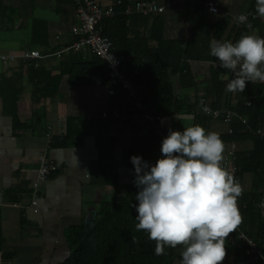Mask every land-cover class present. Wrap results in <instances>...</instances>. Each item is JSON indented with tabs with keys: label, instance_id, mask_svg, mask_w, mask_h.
I'll list each match as a JSON object with an SVG mask.
<instances>
[{
	"label": "crops",
	"instance_id": "obj_1",
	"mask_svg": "<svg viewBox=\"0 0 264 264\" xmlns=\"http://www.w3.org/2000/svg\"><path fill=\"white\" fill-rule=\"evenodd\" d=\"M97 1L103 8L114 3ZM135 1L127 0L126 7L133 9ZM151 1L164 7L161 15L149 16L163 21L165 40L188 45V64L196 81L207 80L212 69L220 70L225 79L229 70L210 54L209 26L229 18L222 36L226 39L242 25L237 21L240 14L255 13L249 8L256 0H211L219 11L210 13L203 5L202 20L193 16L194 7L209 0ZM153 23L145 18L121 25V50H131L136 57L148 42L156 47L150 37L156 35ZM246 23L252 26L249 34L264 38V22L248 19ZM77 24L70 0H0V264H62L71 254L68 230L95 216L102 204L124 198L134 186L130 157L140 156L153 166L162 158L163 139L136 122L116 129L102 119L101 113L111 109L115 100L101 78L81 80L72 75L69 79L68 67L91 57L86 48L58 53L72 43L70 29ZM26 51L43 56L37 67L34 62H21L19 56ZM2 56L16 59L10 62ZM170 80L174 95L190 103L204 86L186 88L176 77ZM152 87L150 92L158 90L157 84ZM123 106L124 102L118 107ZM208 119L202 124L206 131L228 133V123ZM161 123L167 132L182 131L196 124L195 112H173L162 117ZM224 146L223 157L230 150L229 143ZM248 147L239 144L236 150ZM41 157L59 169L34 188ZM244 186H249L247 176ZM233 249L234 244L226 251L231 258L222 263L233 261Z\"/></svg>",
	"mask_w": 264,
	"mask_h": 264
},
{
	"label": "trees",
	"instance_id": "obj_2",
	"mask_svg": "<svg viewBox=\"0 0 264 264\" xmlns=\"http://www.w3.org/2000/svg\"><path fill=\"white\" fill-rule=\"evenodd\" d=\"M122 1L123 3L118 9L127 6V0ZM203 5L204 3H201L194 7L193 16L199 18L198 20L203 18L205 10ZM255 8L256 1L249 11H255ZM145 18H152L153 24H156V28L153 29L156 35L153 37L150 35V37L157 44L154 45L156 47H153L148 42L144 46L145 51L143 52L144 49L140 50V56L134 57L131 50H121L120 43L123 41L124 31L119 30L123 29L121 25H124L128 20L143 21ZM162 22L160 18L146 17L140 14H133L130 17L116 15L112 19H104L101 26L103 35L114 42L118 52L132 55L127 63L128 70L144 62L145 70L142 74L131 77V80L140 90L138 93L140 99L155 105L157 113L161 117L170 116L173 112H180L184 109L191 110L195 112L196 124L202 126L203 123L211 120L208 119L211 117L200 112L201 99L205 100L204 105L207 104L213 109H230L242 117L241 120L234 118L229 124L231 133L220 135V138L223 143H234L235 145L247 143L249 145L248 148L236 150L237 169L234 172L235 178L243 188L242 195L237 201L242 204L239 207L242 223L233 233L229 234L225 242L226 251L234 244V259L231 263L226 264H247L245 248L236 242V236L243 233L259 246H264V214L256 206L260 192L264 191V136L257 134L258 130H264V83L250 82L243 93L226 92V85L233 78V73L229 71L224 79L223 73L215 69L211 70L207 80L196 81L197 77L191 73L188 64V45L184 46L176 41L165 40L161 30ZM229 22L230 19L225 18L221 22L209 26L213 40L235 43L242 34H249L248 23H244L239 25L233 34L222 40ZM68 68L69 79L72 75L81 77V80L89 79L88 76L101 78L102 84L110 86V94L115 100L113 107L120 106L124 102L126 92L120 89L119 85L109 81L106 76L109 71L108 65L97 56L91 54L87 62L72 63ZM175 77L180 85L186 88L196 89L197 85L203 83L201 95L196 97L193 103L174 95L170 79ZM153 84H157L158 90L150 92L154 88ZM246 176L249 177V186H244ZM137 192L138 189L134 184L128 190L127 196L113 203L102 204L95 216L88 217L78 227L69 229L67 240L70 249L74 250L62 264H174L175 260L182 259L180 253L183 249L181 246L174 249L166 247L165 254L156 255V242L148 238L147 232L136 229L138 222L135 217L137 213L133 205L138 203L135 200ZM258 264H264V260Z\"/></svg>",
	"mask_w": 264,
	"mask_h": 264
},
{
	"label": "clouds",
	"instance_id": "obj_3",
	"mask_svg": "<svg viewBox=\"0 0 264 264\" xmlns=\"http://www.w3.org/2000/svg\"><path fill=\"white\" fill-rule=\"evenodd\" d=\"M255 12L264 18V0H256ZM247 19L246 14L237 17L239 22ZM210 48L219 66L233 73L226 92L243 93L250 82L264 83V38L214 39ZM224 150L217 132L194 124L182 131L169 129L154 166L140 156L130 157L138 189L136 229L156 242V255L181 246L178 264H222L226 238L242 223L237 201L243 192L234 173L222 167Z\"/></svg>",
	"mask_w": 264,
	"mask_h": 264
},
{
	"label": "built area",
	"instance_id": "obj_4",
	"mask_svg": "<svg viewBox=\"0 0 264 264\" xmlns=\"http://www.w3.org/2000/svg\"><path fill=\"white\" fill-rule=\"evenodd\" d=\"M70 1L74 6L79 24L73 25L70 29L73 36L72 43L58 53L78 51L82 48H86L91 54L106 62L109 69L106 75L107 78L113 84L115 83L116 85H119V88L126 92L124 106L121 108L114 106L109 110H104L101 113L102 119L108 121L110 125L116 129H120L127 124L136 122L147 132L164 139L168 132L161 123L162 117L158 115L155 105L152 103H146L140 99L138 96L139 90L131 80V77H134L145 70L144 62H141L139 66L128 70L127 63L130 61L131 56L129 54L118 52L114 42L103 35L101 26L104 19H112L116 15L130 16L132 13H135L143 16H158L164 12V7L159 6L156 2L151 0H138L133 2V9L126 7L119 11L118 8L122 5V0H114L113 4L104 8L98 4L97 0ZM204 6L210 13H218L219 11L218 4L214 1H206ZM211 9H215V11H212ZM246 15L248 16V19L264 22V18L256 15V12ZM238 23L243 24L245 22L238 21ZM19 58L23 64L34 62L33 66L37 67V60L43 58V56L38 51H26L23 52ZM1 59L13 62L16 57L2 56ZM200 101L204 102L205 100L201 99ZM246 104L249 105V103ZM205 106L209 111H203ZM199 110L206 116L213 119H221L228 124H230L234 118L242 119L241 116H238L230 109H213L207 104H200ZM227 132L231 133L230 127ZM257 134L264 136V130H258ZM39 160V169L36 181L34 182V188L42 186L59 169V167L50 160L43 157ZM236 160V145L231 143L229 152L224 156L221 162L222 167L234 173L237 169ZM241 205V203H238V207H241ZM14 206H17V204H14ZM256 206L260 212L264 214V191L260 192ZM235 240L245 248L247 264H258L261 260H264V246H259L258 243L243 233L238 234Z\"/></svg>",
	"mask_w": 264,
	"mask_h": 264
},
{
	"label": "rangeland",
	"instance_id": "obj_5",
	"mask_svg": "<svg viewBox=\"0 0 264 264\" xmlns=\"http://www.w3.org/2000/svg\"><path fill=\"white\" fill-rule=\"evenodd\" d=\"M39 13H40V12H39ZM20 32H22V31H20ZM73 250H74V249L72 248V249H71V252H72ZM227 257H228V258H231V254L228 255ZM227 257H225V258H227Z\"/></svg>",
	"mask_w": 264,
	"mask_h": 264
}]
</instances>
